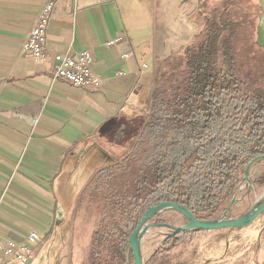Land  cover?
Instances as JSON below:
<instances>
[{"label":"crops","instance_id":"0c3cea01","mask_svg":"<svg viewBox=\"0 0 264 264\" xmlns=\"http://www.w3.org/2000/svg\"><path fill=\"white\" fill-rule=\"evenodd\" d=\"M45 1L0 0V241L27 243L31 232L45 240L54 230L43 247L31 245L38 251L31 264H70L89 239L76 213L81 194L112 160L101 146L111 145L107 135L114 125L104 124L116 121L122 131L128 119L149 110L158 61L188 44L195 35L188 30L194 27L196 33L201 18L194 14L196 0H58L42 62L23 46ZM84 49L93 56L98 87L53 79L56 52ZM262 166L264 161L250 169L255 183ZM242 185L239 194L246 191ZM262 192L256 183L245 199L254 203ZM57 205L65 211L59 223ZM162 243L145 262L153 253L157 262L160 257L168 264L185 260L183 250H164Z\"/></svg>","mask_w":264,"mask_h":264},{"label":"trees","instance_id":"16d2710c","mask_svg":"<svg viewBox=\"0 0 264 264\" xmlns=\"http://www.w3.org/2000/svg\"><path fill=\"white\" fill-rule=\"evenodd\" d=\"M239 27L222 16L185 57L158 62L146 113L122 131L116 121L104 124L114 125L111 145L101 146L112 160L81 194L76 213L89 239L70 264H134L128 238L150 206L173 201L212 218L234 195L246 163L264 154V83L239 74ZM263 181L264 170L256 182ZM184 233L164 238L162 249ZM145 264L168 261L153 253Z\"/></svg>","mask_w":264,"mask_h":264},{"label":"rangeland","instance_id":"374dc122","mask_svg":"<svg viewBox=\"0 0 264 264\" xmlns=\"http://www.w3.org/2000/svg\"><path fill=\"white\" fill-rule=\"evenodd\" d=\"M170 1V0H169ZM214 4L223 1L225 11L224 17L237 21L240 24L239 35L235 40V54L239 66V74L247 77L250 81L257 80L264 83V47L256 43V24L264 15L260 14L257 0H212ZM146 4V3H145ZM195 14V13H194ZM260 16V17H259ZM204 19L198 31L194 27L188 30L189 35L194 36L188 44L181 46L175 54L168 57L183 58L203 37ZM264 22V20H263ZM200 30V31H199ZM176 37L182 38L181 32L174 33ZM174 35V38H175ZM177 40V38H175ZM160 62V61H158ZM157 68V67H156ZM239 194L238 196H240ZM253 204L248 199L233 205L231 216L243 213ZM227 205V204H226ZM226 205L215 215L220 216ZM154 222H165L174 225L185 223L184 218L177 212L167 209L160 212L153 219ZM70 225H68L69 227ZM170 229L160 227L151 228L145 236L142 247L143 258H147L149 252L154 248L161 247V242ZM264 213L261 214L251 225L242 228L220 229L212 231L190 230L184 233L176 245V250H183L180 259L185 264H259L264 261ZM77 243L75 242L74 249ZM67 255H70L69 245Z\"/></svg>","mask_w":264,"mask_h":264},{"label":"built area","instance_id":"2783aa9c","mask_svg":"<svg viewBox=\"0 0 264 264\" xmlns=\"http://www.w3.org/2000/svg\"><path fill=\"white\" fill-rule=\"evenodd\" d=\"M58 0H46L42 5L39 15L25 39L23 49L28 51L36 61H45L47 53L44 49L46 41V29L54 4ZM106 2L109 0H97ZM116 39L108 41L112 45ZM93 56L87 49L71 54L68 52H56L52 57L51 74L53 79H59L74 87L96 88L100 79L92 70ZM145 66V65H143ZM54 230L51 232L53 235ZM40 239L36 232H31L26 238L27 243L13 240L0 241V264H31L38 254L31 245H46L51 240ZM30 244V245H29ZM41 248V247H40ZM260 264H264L262 261Z\"/></svg>","mask_w":264,"mask_h":264},{"label":"water","instance_id":"95a60500","mask_svg":"<svg viewBox=\"0 0 264 264\" xmlns=\"http://www.w3.org/2000/svg\"><path fill=\"white\" fill-rule=\"evenodd\" d=\"M262 15L264 14L262 13ZM263 20L264 19H261L260 22L264 23ZM262 161H264V154L256 156L246 163L242 172L241 179V182H244L246 184V191L245 193L238 196L243 188L242 183H240L220 216H214L208 219L197 218L186 207L173 201H162L153 206H150L145 211L128 238V245L133 257V263L145 264L141 244L144 235L151 228L164 227L170 229L171 232L166 233L164 236V238H167L190 230L212 231L220 229L242 228L251 225L261 214L264 213V181L261 183L263 187L261 196L249 208H247L243 213L237 216H231V210L233 205L242 202L247 196L252 193L257 182L255 183L250 179L249 172L253 165ZM261 168L262 174L264 167L262 166ZM57 207L58 210L56 212V219L59 223L62 219L65 218V211L60 205H57ZM167 209L179 213L184 218L185 223L182 225H174L165 222L161 223L153 221L154 217L158 213Z\"/></svg>","mask_w":264,"mask_h":264},{"label":"flooded vegetation","instance_id":"af4514ba","mask_svg":"<svg viewBox=\"0 0 264 264\" xmlns=\"http://www.w3.org/2000/svg\"><path fill=\"white\" fill-rule=\"evenodd\" d=\"M197 5L195 14L201 19H204L203 27L204 31L210 28L214 23L220 22L225 11L223 8V1L221 3L214 4L212 0H196ZM260 8V14H264V0H257ZM260 17V16H259ZM237 22V21H236ZM200 31V30H199ZM256 43H260L264 47V23L257 22L256 28ZM191 49V46L187 47Z\"/></svg>","mask_w":264,"mask_h":264}]
</instances>
